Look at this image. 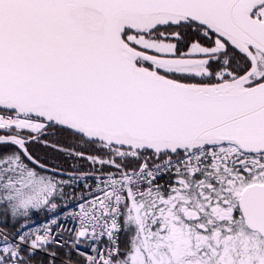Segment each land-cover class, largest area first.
I'll return each instance as SVG.
<instances>
[{"label":"snow or ice","instance_id":"snow-or-ice-1","mask_svg":"<svg viewBox=\"0 0 264 264\" xmlns=\"http://www.w3.org/2000/svg\"><path fill=\"white\" fill-rule=\"evenodd\" d=\"M0 264H264V0H0Z\"/></svg>","mask_w":264,"mask_h":264}]
</instances>
